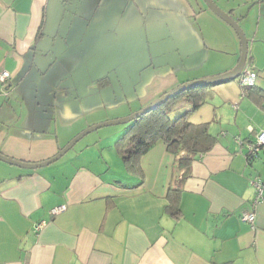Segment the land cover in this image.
Wrapping results in <instances>:
<instances>
[{
    "label": "crops",
    "instance_id": "crops-1",
    "mask_svg": "<svg viewBox=\"0 0 264 264\" xmlns=\"http://www.w3.org/2000/svg\"><path fill=\"white\" fill-rule=\"evenodd\" d=\"M128 1L139 16L129 13L116 21H137L131 35L141 36L144 48L149 45V52L164 57L153 61L150 54L145 63L124 67L125 80H134V97L148 103L181 82L216 75L236 64L240 45L236 56L210 57L217 66L200 75L167 71L174 67L168 58L172 52L181 62L195 57L190 37L200 41V53L216 48L218 53L235 54L234 32L201 0ZM214 1L242 27L248 38L246 61L253 64L256 77L252 86H241L236 77L200 90L204 99L188 117L208 123L215 137L210 149L195 156L182 181L183 170L176 175L174 156L159 139L140 156L141 175L128 171L111 141L124 128L75 142L55 161L35 168L20 170L0 160V264H264V201L251 207L254 189L249 183L252 176H264V148L246 157V143L264 130V0ZM97 2L103 15L104 4L121 0ZM91 4L92 0H0V71H8L7 79L0 81L3 154L41 161L81 128H59L56 107H46L42 99L48 97L37 89L30 93V80L24 79L41 72L44 54L62 22L68 20L64 29L70 28L83 6ZM192 11L216 23L218 34H204L203 20L199 31ZM133 26L129 22L117 31ZM105 35L115 36L116 31ZM122 49L117 58L124 57ZM133 51L141 52L134 44ZM158 64L168 73L162 74ZM113 66L104 68L105 75ZM142 80L149 84V95L136 87ZM123 84L119 83L120 91ZM125 94L128 98V89ZM189 108L182 99L172 109L176 113ZM174 182L179 187L176 215L165 209L168 187ZM61 204L65 209L51 213ZM249 210L255 213L253 226L243 218ZM42 219L44 225L35 231L34 224Z\"/></svg>",
    "mask_w": 264,
    "mask_h": 264
},
{
    "label": "rangeland",
    "instance_id": "rangeland-1",
    "mask_svg": "<svg viewBox=\"0 0 264 264\" xmlns=\"http://www.w3.org/2000/svg\"><path fill=\"white\" fill-rule=\"evenodd\" d=\"M92 1L93 4L90 6H83L84 11L81 17H77L70 22V28L67 27V29H64V25L69 22L68 20L62 22L59 33L55 34V42L49 45L50 48L44 54L43 62L45 64L41 72H38L37 76L30 75V78L24 79L30 80V89L27 88V92L29 89L30 93H33L37 89L39 94L44 93L48 97L47 100L42 99V103L46 107H56L59 114L57 118L59 128L70 132L81 126L68 140L88 126L127 116L150 103L152 100L146 103L140 100L137 95L134 97L132 90L134 89L135 83L133 84L134 80H125L126 69L124 67L136 62L143 64L149 60L150 54L153 61L164 59L160 54L149 52V45L144 48L143 38L141 36L131 35L132 30L137 29V21H116V19L125 17L129 13L139 16L136 10L134 13L132 12L135 9V4L128 0H121L119 4H104L103 15H100L102 8L101 2H97V0ZM201 2L206 6L204 0H201ZM141 9L144 12L143 6ZM209 10L215 15L210 8ZM196 14L197 18H195L198 21L197 27L199 31L200 24L204 22V34H207L209 31L213 34H218L216 23L209 21L208 18H200V11H192V15L190 14V16L192 17ZM101 16H104V18H101ZM129 22L133 23V28H129V30L125 28L124 31H117V28L120 29L121 27L128 26ZM177 22L179 23L180 21ZM230 28L234 32L237 40L235 54L232 51L218 53L216 48L207 49L208 53H200V46H197L200 44V41L194 42L190 37L189 42L193 44L191 48L195 50L192 51L195 57L190 60L184 59L185 62H181V56L177 57V54L172 52L168 58L170 60V66L174 65V67L166 70L179 75H200V72L204 69H214L217 66L216 64L210 63V57L223 58L226 55L236 56L240 41L235 30L231 26ZM113 29L116 31L115 36L105 35L107 31H112ZM117 32H123L124 35H118ZM99 34H103V36H97ZM50 42L48 41L47 44ZM133 44L140 48L141 52H134ZM121 46H123L124 57L117 58L116 56L119 55ZM115 58L117 62H113ZM123 62L124 64L122 65ZM108 64L114 65V68L110 69L109 75H105L104 68ZM117 64L121 66L117 67ZM159 65H157V68H160L162 74L167 72L164 66ZM149 73L145 71L146 80L149 77ZM104 81L105 83H103ZM119 83H126V86L123 84L124 91L119 90ZM136 87L145 95H149L151 91L149 84L145 80L136 84ZM126 89H128V98L125 97ZM181 112L183 111L175 114L174 112H170L169 115L175 117ZM128 123L129 121L102 125L87 132L76 142L81 144L88 137L95 136L97 133L102 136L105 134L106 136L108 133L127 127ZM114 136L111 139L112 142L115 140ZM107 158H109L108 155ZM120 159L122 160V158ZM109 160L114 165V160L112 158H109ZM11 166L25 170L23 167L17 165L12 164Z\"/></svg>",
    "mask_w": 264,
    "mask_h": 264
},
{
    "label": "trees",
    "instance_id": "trees-1",
    "mask_svg": "<svg viewBox=\"0 0 264 264\" xmlns=\"http://www.w3.org/2000/svg\"><path fill=\"white\" fill-rule=\"evenodd\" d=\"M206 85L185 88L129 121L127 127L115 139L116 150L128 171L141 175L139 158L159 139L174 156V172L178 175V171L183 170L180 180L185 178L186 169L189 168L191 161L198 153L209 150L215 140L214 135L208 130L207 122H193L188 117L190 109H195L202 103L204 96L200 90ZM182 99L187 100L191 108L175 117L170 116L169 113L174 112L173 106ZM178 191V183L169 185L165 209L174 215L179 211L176 196Z\"/></svg>",
    "mask_w": 264,
    "mask_h": 264
},
{
    "label": "water",
    "instance_id": "water-1",
    "mask_svg": "<svg viewBox=\"0 0 264 264\" xmlns=\"http://www.w3.org/2000/svg\"><path fill=\"white\" fill-rule=\"evenodd\" d=\"M204 1H205L206 5L216 15H218L220 18H222L224 21H226L235 30V32L239 38L240 54H239V57H238L236 64L232 68H230L229 70H226L224 72H221L219 74H216V75L181 82V83L177 84L176 86H174V87L170 88L169 90H166L165 92L160 94L158 97L153 99L150 103H148L144 107L140 108L139 110H137L135 112H132L131 114H129L127 116L106 120V121L88 126L87 128L81 130L76 135H74L70 140H68V142L64 146H62L55 154H53L52 156H50L44 160L37 161V162H28V161H23L20 159H16V158L7 156V155L3 154L2 152H0V160L7 162V163H10V164H13V165H17L19 167H26V168H35V167H38L41 165L49 164V163L55 161L56 159H58L60 156H62L84 134H86L87 132H89L93 129H96L102 125L127 122V121H130L132 119H135L138 116L142 115L143 113H146L147 111L152 109L154 106L159 105L162 101L166 100L167 98H169V97L175 95L176 93L184 90L185 88H188V87H191L194 85H200V84L206 85L209 83L222 82V81H226V80L235 79L236 77H238L243 66L247 62L246 59H247V53H248V38L246 37L242 27L236 21V19H234L227 11L220 8L215 3L214 0H204Z\"/></svg>",
    "mask_w": 264,
    "mask_h": 264
},
{
    "label": "built area",
    "instance_id": "built-area-1",
    "mask_svg": "<svg viewBox=\"0 0 264 264\" xmlns=\"http://www.w3.org/2000/svg\"><path fill=\"white\" fill-rule=\"evenodd\" d=\"M8 77L7 70L0 71V81L4 82ZM256 77V71L251 62H246L243 66L240 74L238 75V81L241 86H250L254 84ZM246 157L253 158L258 154L260 149L264 148V130L256 134L255 138L246 143ZM249 183L254 189V195L251 200V207L254 208L258 203L264 201L263 191H264V176H252L249 179ZM66 205L61 204L55 206L51 209V213L59 212L65 209ZM243 218L247 220L251 226H253L255 221V213L253 210H249L243 213ZM45 223V220H40L34 224V230H39Z\"/></svg>",
    "mask_w": 264,
    "mask_h": 264
}]
</instances>
